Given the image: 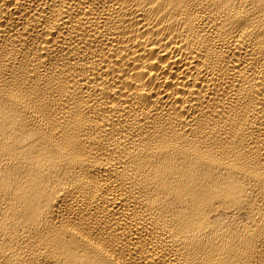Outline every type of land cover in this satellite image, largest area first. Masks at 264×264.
Returning <instances> with one entry per match:
<instances>
[{"label":"bare ground","instance_id":"obj_1","mask_svg":"<svg viewBox=\"0 0 264 264\" xmlns=\"http://www.w3.org/2000/svg\"><path fill=\"white\" fill-rule=\"evenodd\" d=\"M0 264H264V0H0Z\"/></svg>","mask_w":264,"mask_h":264}]
</instances>
